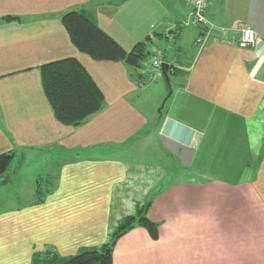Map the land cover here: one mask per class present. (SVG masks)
Returning <instances> with one entry per match:
<instances>
[{
    "label": "crops",
    "instance_id": "0c3cea01",
    "mask_svg": "<svg viewBox=\"0 0 264 264\" xmlns=\"http://www.w3.org/2000/svg\"><path fill=\"white\" fill-rule=\"evenodd\" d=\"M70 12L125 51L147 42L150 61L176 72L171 94L161 70L144 81L150 61L79 53ZM205 18L192 23L190 0H0V155L13 157L0 182L36 184L0 211V264L99 248L150 199L157 239L129 231L112 264H264V0H207ZM240 26L254 45L239 47ZM66 58L103 97L77 128L56 120L41 86L40 68Z\"/></svg>",
    "mask_w": 264,
    "mask_h": 264
},
{
    "label": "trees",
    "instance_id": "16d2710c",
    "mask_svg": "<svg viewBox=\"0 0 264 264\" xmlns=\"http://www.w3.org/2000/svg\"><path fill=\"white\" fill-rule=\"evenodd\" d=\"M62 25L78 52L94 61L122 62L130 68L138 69L141 62L148 58L147 42H139L130 51H125L92 21L78 12L65 14L62 17ZM169 71L176 73L170 68ZM40 73L44 96L60 124L70 128L80 127L101 110L103 97L76 59L66 58L48 63L40 68ZM12 158L11 155H0V178L10 170ZM151 202L152 199L148 200L136 215L127 216L112 231L105 245L86 249L65 258L58 256L54 251L36 253L33 255L32 264H112L115 243L129 231L142 228L152 240L157 239L158 227L147 216Z\"/></svg>",
    "mask_w": 264,
    "mask_h": 264
},
{
    "label": "built area",
    "instance_id": "2783aa9c",
    "mask_svg": "<svg viewBox=\"0 0 264 264\" xmlns=\"http://www.w3.org/2000/svg\"><path fill=\"white\" fill-rule=\"evenodd\" d=\"M207 0H190L192 7V23L195 26L204 27L207 23L205 18V8ZM239 47H249L256 43V35L248 27L240 26L238 29ZM200 37L198 38L199 42ZM162 61L159 56H155L150 61V69L144 74V81L150 83L153 81L155 74L160 70Z\"/></svg>",
    "mask_w": 264,
    "mask_h": 264
},
{
    "label": "rangeland",
    "instance_id": "374dc122",
    "mask_svg": "<svg viewBox=\"0 0 264 264\" xmlns=\"http://www.w3.org/2000/svg\"><path fill=\"white\" fill-rule=\"evenodd\" d=\"M166 60L169 59V57L166 55L165 57ZM150 61V58H146L144 59L141 63L142 65L146 68V62ZM149 71V67H148V70ZM171 76H169V79L171 80L170 78ZM163 77L161 76H157V83H161L162 84V81H163ZM163 85V84H162ZM170 89H171V84H170ZM169 93V91H168ZM39 167V164L35 167H33L32 165L30 166V169L29 171L27 172L29 175H30V178L31 180H33V177L35 176V174L37 173L38 171V168ZM5 176V175H4ZM4 178V177H2ZM1 179V178H0ZM183 179V178H182ZM5 182V184H4ZM4 182H0L2 184H0V211L1 210H6L10 207H17L18 205H20V201L19 198H20V195L18 196V198H16V193L17 191L20 189V191H24V193H27L29 192L30 194L31 193H34L35 192V188H36V184L34 182H28V181H20V184L18 185V188H16V192H13L15 190H10L9 188H6V185L8 187H11L10 184H6V181ZM13 188V186H12ZM18 189V190H17ZM19 193V191H18ZM24 193L22 195H24Z\"/></svg>",
    "mask_w": 264,
    "mask_h": 264
},
{
    "label": "water",
    "instance_id": "95a60500",
    "mask_svg": "<svg viewBox=\"0 0 264 264\" xmlns=\"http://www.w3.org/2000/svg\"><path fill=\"white\" fill-rule=\"evenodd\" d=\"M160 70H161V73H162L163 78L165 79V81H166V83H167V85L169 87V93H168V95H170L171 94V89H170V84H169V80H168V76H167L168 65L162 63L161 64V67H160Z\"/></svg>",
    "mask_w": 264,
    "mask_h": 264
}]
</instances>
